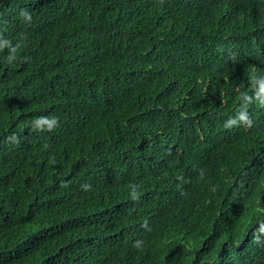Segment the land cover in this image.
<instances>
[{
  "label": "trees",
  "instance_id": "1",
  "mask_svg": "<svg viewBox=\"0 0 264 264\" xmlns=\"http://www.w3.org/2000/svg\"><path fill=\"white\" fill-rule=\"evenodd\" d=\"M0 36V264H264V0H0Z\"/></svg>",
  "mask_w": 264,
  "mask_h": 264
},
{
  "label": "clouds",
  "instance_id": "2",
  "mask_svg": "<svg viewBox=\"0 0 264 264\" xmlns=\"http://www.w3.org/2000/svg\"><path fill=\"white\" fill-rule=\"evenodd\" d=\"M161 2H162V0H161ZM19 15L25 20V22H30L32 20V16L30 15V13L26 9H21ZM21 46H22V42H18L15 44V46H13L11 40L5 39L2 36H0V51H3L4 49L9 50V54L6 57L7 63H9V64H12L13 61H15L17 59L16 53L21 48ZM223 50L224 49L222 47H219L217 49V51H221V52ZM25 59H27V58H25ZM257 83H259L260 88H259V92L257 94L256 99L259 100L261 105H264V80L256 81L255 77H253L254 86ZM238 123L245 124L249 128L252 127V121L245 111L239 112L235 118H229L226 121L224 126H225V128H232L233 126H237ZM58 125H59V120L55 116H52V117L41 116V117L35 118L32 121L33 131L52 132V131H54L55 128L58 127ZM11 139L15 140L16 138L12 137ZM51 162H54V161H51ZM81 187L84 191H91L92 190L91 185H89L87 183L83 184ZM136 188H137V186H135V185L132 186V199H138V194L136 192ZM142 227L147 228V221H145V223H144V225H142ZM259 232L264 233V225H261V227L259 228ZM254 242L260 243V238L258 235L256 236V239ZM141 244H142V241H136L134 244V247L140 248Z\"/></svg>",
  "mask_w": 264,
  "mask_h": 264
}]
</instances>
